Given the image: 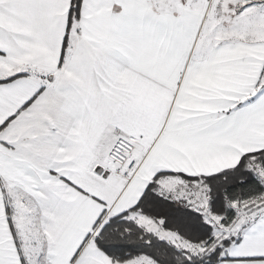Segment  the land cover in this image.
Returning <instances> with one entry per match:
<instances>
[{"label": "snow or ice", "instance_id": "obj_1", "mask_svg": "<svg viewBox=\"0 0 264 264\" xmlns=\"http://www.w3.org/2000/svg\"><path fill=\"white\" fill-rule=\"evenodd\" d=\"M0 264H264V0H0Z\"/></svg>", "mask_w": 264, "mask_h": 264}]
</instances>
